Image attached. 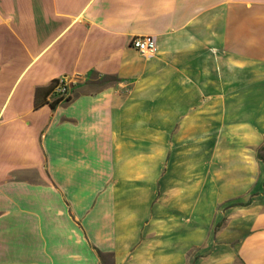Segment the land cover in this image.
I'll return each mask as SVG.
<instances>
[{
    "label": "crops",
    "instance_id": "crops-1",
    "mask_svg": "<svg viewBox=\"0 0 264 264\" xmlns=\"http://www.w3.org/2000/svg\"><path fill=\"white\" fill-rule=\"evenodd\" d=\"M263 145L264 0H0V264H264Z\"/></svg>",
    "mask_w": 264,
    "mask_h": 264
},
{
    "label": "built area",
    "instance_id": "built-area-1",
    "mask_svg": "<svg viewBox=\"0 0 264 264\" xmlns=\"http://www.w3.org/2000/svg\"><path fill=\"white\" fill-rule=\"evenodd\" d=\"M131 45L140 55H149L155 50V41L152 37H139L131 41ZM75 79L58 78L54 80L51 90L48 94L49 103H58L66 101L70 97V88L75 83Z\"/></svg>",
    "mask_w": 264,
    "mask_h": 264
},
{
    "label": "rangeland",
    "instance_id": "rangeland-1",
    "mask_svg": "<svg viewBox=\"0 0 264 264\" xmlns=\"http://www.w3.org/2000/svg\"><path fill=\"white\" fill-rule=\"evenodd\" d=\"M256 156L264 164V145L257 150Z\"/></svg>",
    "mask_w": 264,
    "mask_h": 264
},
{
    "label": "trees",
    "instance_id": "trees-1",
    "mask_svg": "<svg viewBox=\"0 0 264 264\" xmlns=\"http://www.w3.org/2000/svg\"><path fill=\"white\" fill-rule=\"evenodd\" d=\"M53 83H54V81L51 83V85H50V87H49V89H48V93L50 92ZM54 104H55V103H50V106H54Z\"/></svg>",
    "mask_w": 264,
    "mask_h": 264
}]
</instances>
